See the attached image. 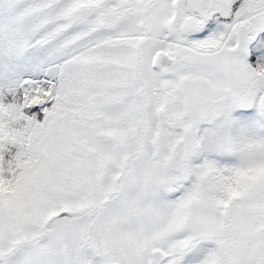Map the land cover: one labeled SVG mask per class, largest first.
Returning a JSON list of instances; mask_svg holds the SVG:
<instances>
[{
    "label": "snow or ice",
    "instance_id": "6c2138e0",
    "mask_svg": "<svg viewBox=\"0 0 264 264\" xmlns=\"http://www.w3.org/2000/svg\"><path fill=\"white\" fill-rule=\"evenodd\" d=\"M0 264H264V0H0Z\"/></svg>",
    "mask_w": 264,
    "mask_h": 264
}]
</instances>
